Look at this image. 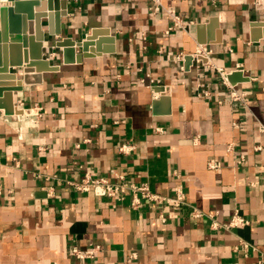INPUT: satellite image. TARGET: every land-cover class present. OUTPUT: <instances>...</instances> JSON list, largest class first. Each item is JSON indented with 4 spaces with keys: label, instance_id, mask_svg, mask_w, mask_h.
Instances as JSON below:
<instances>
[{
    "label": "crops",
    "instance_id": "obj_1",
    "mask_svg": "<svg viewBox=\"0 0 264 264\" xmlns=\"http://www.w3.org/2000/svg\"><path fill=\"white\" fill-rule=\"evenodd\" d=\"M66 1L61 34L43 48L57 69L13 93L23 114L0 108V264H264V39L250 40V25L264 22L258 0ZM220 12L218 23L233 26L206 30L220 42L199 44L197 27ZM96 29L107 30L99 45L63 64L54 40ZM217 69L248 78L233 85L243 103ZM157 89L168 101L154 107ZM125 143L135 149L120 153ZM86 174L183 202L132 208L129 192L75 190ZM235 215L246 223L229 227ZM95 246L91 257L71 253Z\"/></svg>",
    "mask_w": 264,
    "mask_h": 264
},
{
    "label": "water",
    "instance_id": "obj_2",
    "mask_svg": "<svg viewBox=\"0 0 264 264\" xmlns=\"http://www.w3.org/2000/svg\"><path fill=\"white\" fill-rule=\"evenodd\" d=\"M257 8L264 9V0L257 1ZM226 13L220 12L218 17L211 16L206 23L197 27L196 37L199 44L220 42L219 31L233 26L232 23L227 25L218 23L217 18H223ZM66 15V0H5L0 2V108L3 109L5 115H21L26 111L14 107L13 93L21 91L23 85L41 84L44 72L57 69L45 58L43 48L44 42L49 38L61 34L63 29L61 18ZM43 21L48 27L46 31ZM260 28H264L262 21H255L250 25L252 42L264 39V33L259 34ZM213 29L219 30L217 37L210 38L208 41L204 39V32ZM106 33L107 30L96 29L80 41L63 37L54 40V46L60 49L63 64H78L89 55L87 53L92 52L90 47L96 44L94 41L98 36ZM96 45L98 46L99 43ZM22 49H24L23 52ZM96 54L99 55L98 47ZM191 59V56L186 57L187 65L191 63ZM16 73L20 74L19 84H12ZM226 79L232 86L248 81V78L238 70L227 74ZM157 91L163 93L158 103L157 101L153 103L154 107L160 102L168 101L167 89H157Z\"/></svg>",
    "mask_w": 264,
    "mask_h": 264
},
{
    "label": "built area",
    "instance_id": "obj_3",
    "mask_svg": "<svg viewBox=\"0 0 264 264\" xmlns=\"http://www.w3.org/2000/svg\"><path fill=\"white\" fill-rule=\"evenodd\" d=\"M5 0H0V2H3ZM204 53H208L204 49ZM55 56V53H51V57L53 58ZM217 72L220 76L221 82L229 88L230 91V99L232 102H241L243 103L245 94L238 92L235 90L233 86H230L226 76L227 72H224L222 69H217ZM135 147L133 144L125 143L119 146V152L122 154H128L132 150H134ZM212 168L216 167L215 165L211 166ZM119 181L117 182H110L106 180L105 178H93L88 176L87 174L76 184H74V189L80 192H92L97 197H106L111 199H118L122 200L124 195L129 192L131 199H130V206L132 208H136L138 205H140L142 202L145 203H155V202H162L166 201L169 203H173L175 205L182 204V196L181 193L178 192L176 194L175 198H165L158 196L157 194L153 193L149 186L147 184H137L134 182H127L124 179V176H117ZM194 218H199L202 216L200 212L197 210H194L192 212ZM209 218L211 219V227L213 229H218L220 225L215 220V216L209 215ZM246 222L240 218L239 216L235 215L232 220L229 222L228 226H240L245 224ZM225 226V227H228ZM99 250V246H95L92 248V250L87 252H80L78 249L74 248L72 250V255L78 259L91 257L93 253Z\"/></svg>",
    "mask_w": 264,
    "mask_h": 264
}]
</instances>
